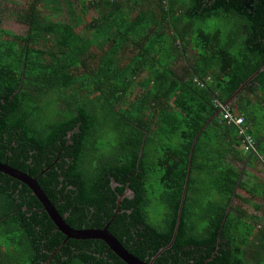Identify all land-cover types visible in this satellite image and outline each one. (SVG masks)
Returning a JSON list of instances; mask_svg holds the SVG:
<instances>
[{"label": "trees", "instance_id": "16d2710c", "mask_svg": "<svg viewBox=\"0 0 264 264\" xmlns=\"http://www.w3.org/2000/svg\"><path fill=\"white\" fill-rule=\"evenodd\" d=\"M13 7L24 30L0 27V161L37 177L69 226H106L147 263L264 264V69L249 79L264 65V0ZM237 89L253 154L210 118ZM0 264L127 263L101 238L67 237L0 171Z\"/></svg>", "mask_w": 264, "mask_h": 264}, {"label": "water", "instance_id": "95a60500", "mask_svg": "<svg viewBox=\"0 0 264 264\" xmlns=\"http://www.w3.org/2000/svg\"><path fill=\"white\" fill-rule=\"evenodd\" d=\"M264 69V65L261 66L259 69H257L252 75H250L249 79H252L255 77L261 70ZM244 85V83H243ZM241 87H239L240 89ZM239 89L235 91L233 96H235ZM233 98V97H232ZM230 98L227 101V104L230 103L231 99ZM218 114V110L214 112V114L210 117L211 119ZM208 122V121H207ZM205 123V126L207 124ZM200 133V132H199ZM198 133V134H199ZM0 171L6 174H9L25 184H27L32 192L38 197L40 202L42 203L44 210L47 212L49 217L52 219V221L55 223L57 229H59L63 234H65L67 237H74V238H101L103 239L107 245H109V248H111L117 255H119L127 264H151L147 263L130 253L118 242V240L107 230L106 226L103 228H79L75 229L71 226H69L64 218L58 213L54 205L50 202L46 194L44 193L43 189L40 187L37 181V177H33L30 174H27L17 168H14L10 165H8L6 162L0 161ZM189 180V168L187 169L186 177H185V182L183 185V193L180 201V206L178 209V215L176 219V224L174 228V235L172 238V242L174 239V236L178 230L179 222H180V214H181V209L183 206V201L185 197V192H186V186L188 184ZM171 242V243H172Z\"/></svg>", "mask_w": 264, "mask_h": 264}, {"label": "rangeland", "instance_id": "374dc122", "mask_svg": "<svg viewBox=\"0 0 264 264\" xmlns=\"http://www.w3.org/2000/svg\"><path fill=\"white\" fill-rule=\"evenodd\" d=\"M0 1H1L2 6L5 7V12H6L5 15L1 18L0 27L3 29L10 30L14 34H21L22 31L24 30V27L21 23L17 22L13 16V12L18 8V7H13V6L16 3H19V0H0ZM88 14H90V12ZM183 64H184V62H183ZM235 96H232V97L234 98ZM232 99H231L229 104H231ZM214 100H217V98L215 97ZM224 107H226V106H224ZM235 109L238 110L237 108H235ZM109 127L114 128L113 125H109ZM105 133L107 134L109 132H105ZM243 207H245V209L248 212H254V208L252 206H247L246 204H244Z\"/></svg>", "mask_w": 264, "mask_h": 264}, {"label": "built area", "instance_id": "2783aa9c", "mask_svg": "<svg viewBox=\"0 0 264 264\" xmlns=\"http://www.w3.org/2000/svg\"><path fill=\"white\" fill-rule=\"evenodd\" d=\"M221 110L223 111V118L230 124H234L237 127L238 134L242 136V141L244 144V149L251 152H257L255 141L253 137L247 133L246 126L244 125V117L241 114L236 113L234 110L229 107L222 106L219 103Z\"/></svg>", "mask_w": 264, "mask_h": 264}, {"label": "clouds", "instance_id": "9594fccd", "mask_svg": "<svg viewBox=\"0 0 264 264\" xmlns=\"http://www.w3.org/2000/svg\"><path fill=\"white\" fill-rule=\"evenodd\" d=\"M195 81H196V83H197L198 86H204V85L206 84V82L209 81V77H206L205 80H202V79H200V78H195ZM213 103H214V105H215V108L218 110V114H217V116H219V119H220V120L225 121L226 124L235 126L234 124H230V123H228V122L223 118V116H222L223 111L221 110V107L219 106V103H221L222 106L224 105V106H226V107H229L230 109L234 110L236 113L243 115V117H244V119H245V115H244L243 113L239 112L238 110H236L235 108L230 107V106H229L230 104H227V101H220V100L217 98V100H213ZM244 125L246 126V131H247V133L250 134V135L253 137V135L249 132V127H248V125L246 124V121H245V120H244ZM235 127H236V126H235ZM236 128H237V127H236ZM237 135H239V134H238V130H237ZM239 136H240L241 141H242V136H241V135H239ZM253 139H254V141H255L256 150H257V152H258L257 142H256V140H255L254 137H253ZM242 149H243V151H247V150L244 149L243 141H242ZM249 153L253 154V153H255V152H251V151H249Z\"/></svg>", "mask_w": 264, "mask_h": 264}, {"label": "flooded vegetation", "instance_id": "af4514ba", "mask_svg": "<svg viewBox=\"0 0 264 264\" xmlns=\"http://www.w3.org/2000/svg\"><path fill=\"white\" fill-rule=\"evenodd\" d=\"M129 192H130V191H129L128 189H125V192H124L123 194H124V195H125V194H129Z\"/></svg>", "mask_w": 264, "mask_h": 264}, {"label": "crops", "instance_id": "0c3cea01", "mask_svg": "<svg viewBox=\"0 0 264 264\" xmlns=\"http://www.w3.org/2000/svg\"><path fill=\"white\" fill-rule=\"evenodd\" d=\"M243 164H244V163H243ZM243 164H242V165H243ZM242 165H241V166H242ZM248 170L253 171V168H249Z\"/></svg>", "mask_w": 264, "mask_h": 264}]
</instances>
